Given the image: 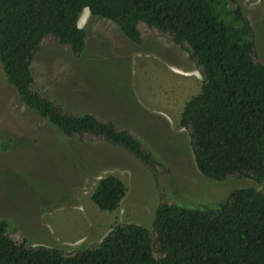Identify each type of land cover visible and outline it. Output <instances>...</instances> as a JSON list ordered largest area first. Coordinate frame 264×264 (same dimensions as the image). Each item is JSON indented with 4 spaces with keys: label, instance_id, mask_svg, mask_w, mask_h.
I'll return each instance as SVG.
<instances>
[{
    "label": "trees",
    "instance_id": "obj_1",
    "mask_svg": "<svg viewBox=\"0 0 264 264\" xmlns=\"http://www.w3.org/2000/svg\"><path fill=\"white\" fill-rule=\"evenodd\" d=\"M85 9L136 44L144 25L185 47L204 80L180 117L199 171L215 181L251 178L262 189L234 190L217 208L163 200L152 230L116 226L99 244L71 254L18 243L0 219V264H264V64L256 60L242 7L237 0H0V64L19 101L69 138L103 139L149 165L152 153L129 131L89 113L65 112L33 89L32 61L44 39L76 57L85 51ZM125 195L122 180L109 175L91 198L112 212Z\"/></svg>",
    "mask_w": 264,
    "mask_h": 264
},
{
    "label": "rangeland",
    "instance_id": "obj_2",
    "mask_svg": "<svg viewBox=\"0 0 264 264\" xmlns=\"http://www.w3.org/2000/svg\"><path fill=\"white\" fill-rule=\"evenodd\" d=\"M253 30L256 60L264 64V0H237ZM80 57L54 38L42 41L32 61L33 89L71 114H92L129 131L152 153L149 165L103 139L69 138L24 106L0 64V219L9 236L29 247L71 254L99 244L116 226L153 229L163 200L191 209L217 208L251 178L215 181L198 169L185 104L204 83L183 46L141 25L136 44L114 23L92 18ZM114 175L126 195L115 211L92 201L100 179Z\"/></svg>",
    "mask_w": 264,
    "mask_h": 264
}]
</instances>
